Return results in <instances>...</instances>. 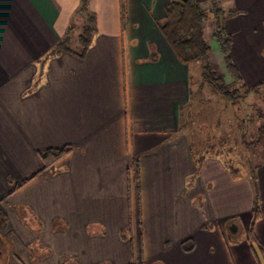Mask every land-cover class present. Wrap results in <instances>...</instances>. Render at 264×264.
Masks as SVG:
<instances>
[{
  "label": "crops",
  "instance_id": "0c3cea01",
  "mask_svg": "<svg viewBox=\"0 0 264 264\" xmlns=\"http://www.w3.org/2000/svg\"><path fill=\"white\" fill-rule=\"evenodd\" d=\"M169 2L123 0V21L120 0H89L96 33L85 55L47 57L80 0H0V205L9 235L0 257L8 264H264V161L233 179L223 156L193 151L180 123L190 63L158 28ZM216 2L231 12L224 28L240 80L231 83L211 16L209 62L235 87L262 82L264 95V0ZM63 146L72 150L36 174L38 151ZM253 182L263 254L248 235ZM188 239L193 248L184 250Z\"/></svg>",
  "mask_w": 264,
  "mask_h": 264
},
{
  "label": "trees",
  "instance_id": "16d2710c",
  "mask_svg": "<svg viewBox=\"0 0 264 264\" xmlns=\"http://www.w3.org/2000/svg\"><path fill=\"white\" fill-rule=\"evenodd\" d=\"M211 7L205 10L201 7L200 0H170L169 4L165 8V19L163 22L158 23V28L167 41L168 45L176 55L177 59L183 63L188 64L194 61H201L203 64L202 79L205 80L208 85L225 100L235 101L238 96L244 97L248 95L249 92L259 89L260 84L253 86L251 88H234L229 89L230 84L240 80V76L235 65L230 59V46H231V36L225 31L224 21L231 14L230 10H225L222 8L216 0H210ZM120 13L121 19L124 21V5L123 0H120ZM209 14H211L214 22V29L212 31V37L216 39L220 52L223 56L225 67L227 72L233 78L231 83H227L223 76L216 71L208 60L207 53L209 46L206 41L205 35V23L209 19ZM77 28L80 31L77 34L76 46L72 45L71 34ZM96 33V16L95 13L89 8V0H80L78 7L75 9L70 24L62 36V38L54 45L52 50L48 55H58L62 52H70L79 57H83L90 46L93 36ZM46 58V57H45ZM154 59V57H152ZM242 90V92H241ZM242 94V95H241ZM259 132H264V125L259 128ZM71 146H63L57 148H45L38 151V156L42 161V168L36 174L43 171L52 169L60 160H62L70 151ZM200 159H198L199 161ZM225 166L228 168L233 179H238L243 176V174L230 166L224 160ZM134 172V185L136 189V194L138 197L139 183H138V168L136 162H133ZM35 174V175H36ZM30 178L23 179L15 185L14 190L22 187L26 184ZM253 187L255 191L254 203L251 211V219L248 226L249 238L256 242L260 252L263 254L262 245L255 239L254 236V226L256 221L260 217V202L259 193L256 182H253ZM2 198L0 199V201ZM24 213V212H23ZM22 213L23 220L26 214ZM137 214L139 216L138 208ZM7 216L0 205V242L3 244V238L7 241L8 233H3V229L6 227ZM139 227L141 221L138 217L137 221ZM127 232L130 231V226L126 229L121 230V237L126 236ZM10 240V239H9ZM4 241V240H3ZM6 244V243H5ZM184 250H191L193 248V242L191 239L184 241L181 244ZM32 252V248L29 250ZM0 253H4V250L0 249ZM11 254L16 257L15 250L12 249ZM68 258V257H67ZM67 258H62L61 264ZM129 264H136L131 262Z\"/></svg>",
  "mask_w": 264,
  "mask_h": 264
},
{
  "label": "rangeland",
  "instance_id": "374dc122",
  "mask_svg": "<svg viewBox=\"0 0 264 264\" xmlns=\"http://www.w3.org/2000/svg\"><path fill=\"white\" fill-rule=\"evenodd\" d=\"M79 31L77 28L72 32L73 42ZM202 67L201 61L190 62V94L187 104L181 107V128L184 125L198 158L221 155L230 166L247 175L264 161V132H259L264 125V95L254 90L235 101L225 100L202 79ZM3 240L0 249L7 247ZM5 255L0 257V264H8Z\"/></svg>",
  "mask_w": 264,
  "mask_h": 264
}]
</instances>
